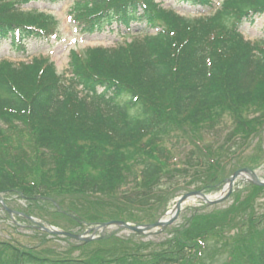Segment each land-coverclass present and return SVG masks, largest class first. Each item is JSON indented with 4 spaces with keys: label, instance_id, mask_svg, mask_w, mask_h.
I'll return each mask as SVG.
<instances>
[{
    "label": "trees",
    "instance_id": "1",
    "mask_svg": "<svg viewBox=\"0 0 264 264\" xmlns=\"http://www.w3.org/2000/svg\"><path fill=\"white\" fill-rule=\"evenodd\" d=\"M185 1L211 12L188 18L155 0H76L87 32L143 28L115 47L73 50L69 77L45 57L0 62V192L25 197L24 214L44 211L67 230L82 227L77 218L153 223L177 188L218 191L237 169L260 166L244 155L264 131V36L252 43L239 28L264 0ZM16 4L0 0V46L50 35V16ZM244 188L227 207L193 209L161 241L109 234L52 255L0 239V264H208L217 255L220 264H264L256 207L264 187Z\"/></svg>",
    "mask_w": 264,
    "mask_h": 264
},
{
    "label": "rangeland",
    "instance_id": "2",
    "mask_svg": "<svg viewBox=\"0 0 264 264\" xmlns=\"http://www.w3.org/2000/svg\"><path fill=\"white\" fill-rule=\"evenodd\" d=\"M163 7L167 9H173L178 13L184 16H196L197 14L209 13L211 9L193 6L184 2L183 0H157ZM219 1V0H216ZM26 8H36L39 11H45L46 13L52 14L55 20L57 21L56 30H58L59 36L46 40H30L27 44L26 52L22 50H14L11 49L9 42L5 43L0 49V60L2 59H10L12 61H28L31 60L34 56H43L51 59L55 62L58 71L60 73H64L68 67L69 63V54L71 49L76 48L78 50L86 49L88 47L93 46H104V47H114L120 42L123 41V30L120 31L117 28L113 30H105L100 33H79L72 22H70V15L72 12V1L71 0H49L42 2H32L29 4L23 5ZM264 29V13L262 15H258L255 17V21H246L242 27L241 31L245 35V38L252 41L257 42L263 36ZM125 32V31H124ZM260 144V145H258ZM259 146V147H258ZM257 152L259 154H257ZM244 156H255L260 157L261 164L257 167L258 175L264 179V131L261 136V140L258 138L255 139L253 146L245 153ZM231 164H228L227 169L230 172ZM190 181H193L194 178H190ZM176 180H181L179 176H176ZM196 184H193L192 187H195ZM244 184L241 185L239 190L243 189ZM176 196H174L164 208L170 206V210L174 208L175 202L178 197L187 189L185 187H179L176 190ZM245 191H243L244 193ZM220 192H212L211 195L213 197H217ZM242 193V194H243ZM7 202L9 205L16 209L26 210L28 202L16 197L14 194H6ZM232 203V199L225 201L216 207L223 208L227 207ZM201 200L200 199H192L184 203L183 210L180 212L177 220L167 228L166 231H162L158 234H147L144 238L139 237L140 240H152V241H161L170 236H173L175 233V228L183 225L186 219L191 215L193 209H188L190 207H200ZM213 207H208L206 212L214 209ZM256 207L258 211L261 213L264 212V197L260 198L256 202ZM48 207H46L47 209ZM169 210V211H170ZM44 214L45 212L42 211ZM41 211L37 210L35 215L41 213ZM43 215V214H42ZM48 222L55 220L56 218L53 216H48L45 218ZM19 221H23L18 219ZM64 222V221H63ZM23 223V222H21ZM23 226H18L13 224L12 219L5 212L0 211V239L1 240H11L20 244L21 246L26 247H34L37 251L42 254H52L56 255L58 252L61 255L66 254L69 249L68 242L61 240L59 238L49 236L47 234H43L39 231L33 230L28 227V223H23ZM78 229V228H75ZM82 230V229H81ZM109 231H113L115 233V237L122 239L134 238L133 234L126 229H118L116 226L110 227ZM135 239V238H134ZM72 242V240H71ZM73 243V242H72ZM216 246V243L209 242L208 245L205 244L204 250L213 249ZM211 247V248H210ZM208 249L204 253V258H206L205 254L208 252ZM79 251H73V255H78ZM224 257L215 256L210 260L208 264H220L221 260ZM213 261H215L213 263Z\"/></svg>",
    "mask_w": 264,
    "mask_h": 264
},
{
    "label": "water",
    "instance_id": "3",
    "mask_svg": "<svg viewBox=\"0 0 264 264\" xmlns=\"http://www.w3.org/2000/svg\"><path fill=\"white\" fill-rule=\"evenodd\" d=\"M243 172H246L247 174H249L251 176V178H249L250 181H252L253 183H256V184H259V185H263L264 186V180H261L258 175L256 174V172L250 170L249 168H244V169H241L237 172H235L229 179H228V182L230 183V186H229V192L232 191V187H233V183L234 181L237 179V177L243 175ZM192 195H196V196H201L205 199V201L209 204L211 203H217L223 199H225L227 195H223V196H220L219 198L215 199V200H210L207 198L206 195H204L203 193H201L200 191H194V192H191V193H187L185 195H183L180 200L178 201L177 203V212L180 210V207H181V204L182 202L189 198L190 196ZM0 200L3 202L2 198L0 197ZM3 206L5 209H7L9 212H13L12 209H10L9 207H7L4 202H3ZM175 217V216H174ZM174 217H172V219L170 221H162V220H159L157 221L156 223L154 224H147V225H142V226H133V225H130L129 223L127 222H118V221H110V222H107V223H104L103 226L106 227L108 224H111V223H118L126 228H129L131 230H134V231H137V232H140V233H143V232H146L150 229H153L155 227H158V226H165L169 223H171L173 220H174ZM45 230L47 231H50V229L48 228H45ZM56 233H61V234H65V235H69L71 237H74V238H77V239H83L82 235H79V234H74V233H70V232H64V231H58L56 230L55 231ZM92 238H87L86 240H90Z\"/></svg>",
    "mask_w": 264,
    "mask_h": 264
}]
</instances>
